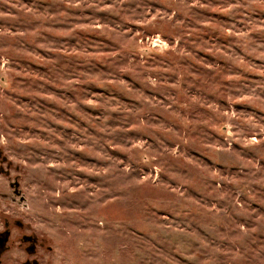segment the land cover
I'll use <instances>...</instances> for the list:
<instances>
[{
	"label": "rangeland",
	"instance_id": "1",
	"mask_svg": "<svg viewBox=\"0 0 264 264\" xmlns=\"http://www.w3.org/2000/svg\"><path fill=\"white\" fill-rule=\"evenodd\" d=\"M7 231L0 264H264V0H0Z\"/></svg>",
	"mask_w": 264,
	"mask_h": 264
},
{
	"label": "flooded vegetation",
	"instance_id": "2",
	"mask_svg": "<svg viewBox=\"0 0 264 264\" xmlns=\"http://www.w3.org/2000/svg\"><path fill=\"white\" fill-rule=\"evenodd\" d=\"M10 192L8 193V197L11 198L14 201H20V203H25V197L22 198V192L19 189V184L14 182H10ZM7 197V196H6ZM21 226V224H19ZM1 238V237H0ZM23 241L25 242H30L31 245L35 244V249H36V239L32 236H28V235H24L22 238ZM1 242V241H0ZM31 245H29L27 248L28 250L31 248ZM28 264H31L30 262H28ZM33 264H37V261L34 260Z\"/></svg>",
	"mask_w": 264,
	"mask_h": 264
},
{
	"label": "water",
	"instance_id": "3",
	"mask_svg": "<svg viewBox=\"0 0 264 264\" xmlns=\"http://www.w3.org/2000/svg\"><path fill=\"white\" fill-rule=\"evenodd\" d=\"M24 198V197H22ZM9 238V231L3 233V238L1 239L0 242V254L6 249V243L8 241ZM30 252H34L35 251V244L31 245V248L29 249Z\"/></svg>",
	"mask_w": 264,
	"mask_h": 264
}]
</instances>
